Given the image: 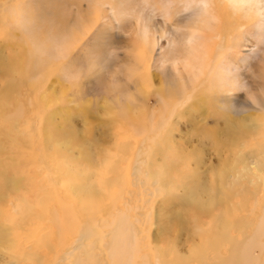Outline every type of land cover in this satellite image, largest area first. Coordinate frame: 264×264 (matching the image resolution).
Returning <instances> with one entry per match:
<instances>
[{"label": "bare ground", "instance_id": "6f19581e", "mask_svg": "<svg viewBox=\"0 0 264 264\" xmlns=\"http://www.w3.org/2000/svg\"><path fill=\"white\" fill-rule=\"evenodd\" d=\"M154 1L161 2L163 8L160 9ZM154 1L157 10L151 7V0H134L132 3L136 8L133 5L132 11L122 12L125 17L120 15L122 20L117 14L118 5L115 7L113 0L89 1L96 14V18L93 17L95 22L102 20L104 26H115L121 36L130 40L129 46L136 49L127 50L126 60L121 65L124 74L117 75L119 78L111 82V89L118 92L107 98L104 105V109L109 110L119 125L118 130L120 128L119 133L115 132L111 138L119 159L112 165L101 164L103 168H108L107 174H112L110 177L102 176L95 166L96 162L99 166L103 156L95 154L92 159L85 151L79 153L84 160L78 171L82 177L79 181L76 178L68 180L72 183H69V190L70 198L76 200L74 205L65 199L66 190L61 194L55 188L59 183L63 185V181L59 182L54 176L52 161L40 155L49 174L47 185L53 187L54 192H48L47 182L43 184L38 180L29 184L34 186L33 191L34 188H41L34 195L37 203L43 204V210L41 214L35 213L38 221L21 219L17 228V231L25 234L21 238L9 239V231L0 226V262L8 258L5 253L9 250L12 252L19 248L18 256L23 264L26 261L33 264H164L162 257L168 255L166 251L171 254L166 264H264V0H244L246 7L240 10L234 8L235 0ZM74 26L79 30L77 22ZM81 33L78 36L74 33L73 45L69 43L70 49L76 48ZM65 44L69 45L67 42ZM66 45L60 46L56 52H49V57L62 60L72 54ZM14 63L15 60L5 62L2 73L14 70ZM153 71L160 74L158 80L154 79ZM77 78L78 75L74 77V83ZM5 84L0 87V113L3 117L4 109L15 102L12 94L16 89V84L9 81ZM155 84L157 86L154 88ZM121 85L127 89L119 90ZM102 93L107 95L110 91ZM219 103L223 105L220 110L240 112L243 117L235 121L232 117H226L225 113L211 111L210 105L217 108ZM188 105L196 106V118L200 117L202 122L198 135L211 139V150H215L216 157L227 153L233 156L234 164L240 166L237 168L224 160L220 168L214 170L210 161L205 162V170L211 176L210 184L205 188L211 187L204 188L207 192L205 197L200 194L202 190L188 181L191 177L188 169L178 170L176 161L177 167L173 164L170 171L163 172L157 158L158 145H161L164 160L173 159L169 154L174 138L170 121L175 119V123L182 122V110ZM21 109V106L13 108L15 111ZM207 122L213 127H208ZM85 133H91L89 128L85 129ZM49 143L46 151L51 152L53 147ZM202 150H205L204 147ZM178 159L179 155L176 157ZM188 159L185 158L186 161ZM75 168L79 167L76 165ZM201 168L197 167L199 170ZM199 170L196 173L198 177L205 173ZM36 172L40 174L41 169L38 168ZM242 179H250L254 186L249 196L251 208H248L245 219L238 217L231 221L233 216L228 211L235 205L233 195L243 196L238 191L244 181L241 182ZM0 180V184L9 188L19 186L18 180H7L2 171ZM178 192H181L179 197ZM9 193L2 194L1 203L5 204L4 197ZM258 197L262 202L258 201ZM224 198V207L218 209V203ZM244 199L249 200L248 196ZM56 200L64 207L63 211H58ZM105 200L108 201L103 204ZM116 202L121 203L123 208H118ZM157 202H160V206ZM23 203L26 204L27 199ZM170 203L174 205L168 206ZM94 205L107 206L106 212L100 209V214L106 217L95 216ZM257 205H261L258 221L252 234L244 236L243 228L248 224L246 219L254 213ZM179 206L185 210L182 211ZM156 207L161 213L157 221L165 215L166 223L178 225L181 233H186L184 238L191 240L193 248L190 249L188 245L182 247L184 239L181 245H177L183 250L181 247L169 250L152 244L153 236H148V232L156 217ZM6 211L3 210L0 225L7 221ZM80 211L86 214L82 215L84 219H81ZM148 221L150 223L146 226ZM188 221H192L193 225H188ZM7 223L11 225V221ZM238 224L243 228L235 230V235L242 237L228 232L230 226ZM167 226L163 229L174 228ZM35 231L40 232L37 233L38 238ZM158 232L161 233L160 230ZM162 236L165 240L166 237ZM196 240H200L202 247L198 251L205 254L196 256ZM14 243L15 248L12 247ZM39 247L47 248V252L41 255ZM54 248L58 250L49 260L48 256H51ZM102 256H106V260Z\"/></svg>", "mask_w": 264, "mask_h": 264}, {"label": "rangeland", "instance_id": "374dc122", "mask_svg": "<svg viewBox=\"0 0 264 264\" xmlns=\"http://www.w3.org/2000/svg\"><path fill=\"white\" fill-rule=\"evenodd\" d=\"M89 1L0 0V87L6 86L5 82L7 81L16 84V92L13 91L14 93L12 94V100L13 102L15 101L14 104H8L7 108L4 109V117L2 113H0V171L4 173L7 180H18L19 185L18 188H9L8 186L0 184V197L3 193L10 192L4 197L5 204L0 201V221H2L3 218H1L3 210L7 209L6 225L1 224L0 226L4 227L6 231H9V239L23 237L25 235L23 231H17L21 219H30L32 222L35 220L38 221L36 215L41 214L43 210V204L37 203V197L35 198L36 192L39 191L40 187L34 188L33 191L34 186L31 187L29 184L32 185L34 181L37 182L38 180L43 184L47 182L45 184L46 187L49 188L48 192L51 194L54 192V188L47 185L49 174H47V170L44 167L45 165L39 158L40 155L45 157L48 161H52L51 165L53 167L54 176L59 182L61 180L63 181V185L59 183L60 186L57 185L55 188L61 194L66 190L65 199H68L67 201L74 205H76V200L70 198L72 196H70L71 193L69 190L72 183L68 180H74L73 178H76V180L78 179L79 181L82 177L78 171L80 172L84 160L79 153L82 154L85 151L87 154H90V158L92 159L95 158V154L100 157L103 156L99 166H97V162L95 166V170L102 173V176L108 175L110 177L112 174H107L108 168H103L101 164L105 163V166H107V164L112 165L119 159V155L115 153L116 148L111 138L115 132L119 133L118 131H120V128L118 130L119 125L115 123L114 117L109 113V110L104 109V105L106 104L105 101L112 97L115 92H118L116 89H111V82L112 79L119 78L117 75L124 74L121 65L126 60L127 50L136 51V49H132L133 47L131 48L129 46L130 40L128 39L127 41L125 37L121 36L119 33L120 31L116 29L115 26L112 25V27L109 24L104 26L102 20L95 22L94 18H96V14L92 11L93 7H91L92 4H89ZM153 1L154 0H151L150 4L154 10H157L155 9L156 6L153 5L154 2L157 3V6H160V9L163 8L161 2ZM172 1L176 2L177 0ZM113 2H115V4L113 3L115 7L117 5L121 6V8L118 6L116 7L118 9H116L117 14L119 13L118 17L119 19L121 18V20L124 17L122 14L125 11H132L133 5L136 8L135 3H132L134 0H113ZM75 22H77L79 30L77 26H74ZM124 23H127V21H124ZM80 29H82V31ZM73 32L77 36L79 32L82 33L80 40L76 43V48L70 49L69 43H71L72 46L75 37ZM66 39L68 41H66ZM65 41L69 45H66ZM63 45L69 47L72 51L70 52L72 54L69 53V56L72 57L69 58V56H67L62 60H53V57H49V52H56L59 50V47ZM43 53H45V55ZM8 58H11V60L9 61ZM14 60L16 62L14 63V68L17 70H9L3 74L2 67L5 62L12 63ZM247 72L248 69L245 73ZM152 73L155 74L154 79L158 80L160 74L156 71ZM76 75H78V78L77 82L74 83L73 81ZM73 83L74 88L72 87ZM156 86L155 84L154 88ZM122 87L123 85L120 86L119 90L127 89ZM74 90L76 92H74ZM106 91H110V94L108 93L105 95L102 93ZM15 106H21L22 109L20 111H15L13 110ZM222 106L223 105L219 103L216 108L211 104V111L225 113L227 114L226 117H232L235 121L243 117V114L240 112L233 113L232 110H220ZM206 108L207 111H209L208 105ZM178 112L180 113V111ZM182 112V122L175 123V119L170 121L171 127L173 126L172 132L174 133V138L171 142L173 145L169 148L171 151H169V154L173 159L164 160L162 155L163 152L160 151L159 147L161 145H158L157 158L159 167L163 168V172H168L172 169L171 166H173V164L177 167V161L179 166L177 167L178 170L188 169L189 177L191 176L188 181L202 190L200 194L202 197H205L207 193L205 189L211 187L205 188L210 184L211 179L210 174L205 170V162L210 161L212 163L211 169L214 170L219 169L224 160H226L229 165L236 166L237 168L240 166L234 164L233 156H229L227 153L216 157L214 154L215 150L212 151L211 139L207 137L200 138L198 135L200 132L199 130H201L199 125L202 122H200V117L196 118V106L188 105ZM203 114H205V110H203ZM85 120L88 123H86ZM177 126L182 130L178 129ZM207 126L210 128L213 127L210 122H207ZM87 128H89L91 133H85V129ZM175 128L178 130H175ZM164 133L166 134L165 130ZM47 138L53 147V149H50L51 152L46 151L47 145H50ZM196 139H199L198 141H200V143ZM68 141H71V144H68ZM136 144L138 145L139 143ZM166 144L168 145V143ZM213 145L215 144L213 143ZM203 147L205 150H202ZM184 150L186 152H184ZM185 154L187 157H185ZM172 155L174 157H172ZM178 155L179 159L176 160ZM183 157H185L186 160L190 158V160L188 159V161H186ZM183 162L186 163L184 164ZM76 165L79 168L73 169ZM215 165L219 167L216 168ZM196 166L202 168L199 170ZM38 168L41 169L40 174L36 172ZM197 170H203L202 172L205 173L198 177L196 176V173H199ZM45 175H47V177H45ZM241 182L238 191L242 193L243 196L239 197L238 194H234L232 198L235 205L229 208V211L227 210L233 216L231 221L238 217L245 219L249 210L248 208H251V199L249 196H251L254 186L253 184L251 185L250 179H242ZM263 187L264 185L262 188ZM35 189L37 190L35 191ZM180 194L181 192H178V197ZM247 196L249 200L244 199L245 197L247 198ZM241 198L243 199L241 200ZM26 199L27 203L24 204L23 202L26 201ZM224 200L225 198L221 199L218 203V209L224 207ZM107 201L108 200H105L103 204ZM258 201L262 202L261 197H258ZM56 203L57 209H59L58 211H61V209L63 211L64 207L59 205L57 200ZM116 203L118 204V208H123L121 203ZM157 205L160 206V202H157ZM173 205L174 204L170 203L168 206ZM76 207L83 210L79 205ZM179 207L182 211L185 210L183 207ZM93 208L95 216L106 217L104 214H100V209L102 212H106L108 210L107 206L102 207L96 205L95 207L94 205ZM260 211L261 205H257L254 213L246 219L248 220V224H246L244 228L241 224L234 227L230 226L228 230L229 234L238 236L235 235V233H237L235 230L243 228L244 236H250L256 221H258L257 215L260 214ZM79 214H81V216L86 215H84L83 211H80ZM160 214L159 208L156 207V217L153 218V223L150 226L151 231L148 232V236H153L152 244L157 247L163 246L169 250L179 249L181 246L177 247V245H181L184 239L185 244L182 245V247L188 245L190 249L193 248L191 240H186L184 238L186 233H181L178 225L166 223L165 215L157 221ZM83 216L81 219H84ZM8 221H11V225L7 223ZM149 223L150 221L146 223V226H148ZM167 224L169 227L174 226V228L164 230L168 227ZM187 224L191 226L193 222L188 221ZM146 228L148 229V227ZM175 228H177V230ZM159 230L161 233L158 232ZM20 232L21 234H19ZM35 232L34 234L37 235L35 237L38 238L40 232ZM179 234H181L180 237H178ZM28 235L32 236L30 234ZM162 235L166 237L165 240ZM53 239L56 241L55 237H53ZM12 247L15 248V243ZM182 247L180 248L181 250H183ZM39 248L38 250L42 252L41 255L47 252V248ZM201 248L200 240H196V256L201 253L205 254L204 252L198 251ZM57 250L58 248H54L51 252V256H48L49 260L53 259V254L57 252ZM18 251L19 248L12 252L9 250L8 253H5L8 258L5 257V261H3V263L0 262V264H23L21 257L18 256ZM14 253L17 254V256H15ZM166 253L171 256L169 251H166ZM58 254L61 255V252H58ZM168 255L162 257V262L164 264L167 262ZM9 257H12L11 259L13 260ZM102 258L106 260V256H102ZM8 260H10V262ZM33 263L32 261L25 262V264Z\"/></svg>", "mask_w": 264, "mask_h": 264}, {"label": "clouds", "instance_id": "9594fccd", "mask_svg": "<svg viewBox=\"0 0 264 264\" xmlns=\"http://www.w3.org/2000/svg\"><path fill=\"white\" fill-rule=\"evenodd\" d=\"M246 7V4L244 2V0H235L234 3V8H236L237 10L243 9Z\"/></svg>", "mask_w": 264, "mask_h": 264}]
</instances>
